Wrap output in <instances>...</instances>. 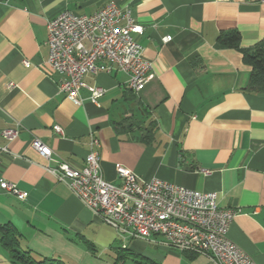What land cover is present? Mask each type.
Returning a JSON list of instances; mask_svg holds the SVG:
<instances>
[{
	"label": "crops",
	"instance_id": "obj_1",
	"mask_svg": "<svg viewBox=\"0 0 264 264\" xmlns=\"http://www.w3.org/2000/svg\"><path fill=\"white\" fill-rule=\"evenodd\" d=\"M110 3L130 6L144 26L139 42L155 77L136 92L124 72L90 73L86 82L106 89L98 103L87 89L83 101L67 99L59 91L65 76L47 63L48 22ZM231 29L241 34L240 48L263 39L264 0H0V183L27 192L22 200L0 186V224L17 228L22 249L65 264H212L145 240L123 247L33 147L39 139L54 159L81 168L94 134L105 180L119 183L122 164L143 182L216 192L220 207L241 209L229 237L264 264V95L247 89L251 69L240 51L218 43ZM7 128H18V137L7 140ZM0 264H15L1 239Z\"/></svg>",
	"mask_w": 264,
	"mask_h": 264
},
{
	"label": "built area",
	"instance_id": "obj_2",
	"mask_svg": "<svg viewBox=\"0 0 264 264\" xmlns=\"http://www.w3.org/2000/svg\"><path fill=\"white\" fill-rule=\"evenodd\" d=\"M144 26L137 22L130 6L110 3L91 15L66 10L48 22V64L65 77L59 91L67 99L83 101L82 90L98 103L106 89L89 85L90 73L113 70L128 75L127 87L139 92L155 77L152 63L143 56L139 36ZM167 36L165 41H170ZM26 66H30L25 61ZM63 133L60 126H54ZM7 140L19 135L18 128L2 131ZM90 150L83 167L54 159L50 146L39 139L33 147L46 159L58 182L103 221L113 227L123 247L132 239L145 240L180 252L206 256L212 264H257L253 257L229 237L230 226L241 209L222 208L216 192H200L159 178L143 182L131 169L117 164L119 183L104 179L99 137L91 134ZM1 150L9 152L8 147ZM209 175L211 172L205 170ZM2 189L25 200L27 192L16 184L2 181Z\"/></svg>",
	"mask_w": 264,
	"mask_h": 264
},
{
	"label": "trees",
	"instance_id": "obj_3",
	"mask_svg": "<svg viewBox=\"0 0 264 264\" xmlns=\"http://www.w3.org/2000/svg\"><path fill=\"white\" fill-rule=\"evenodd\" d=\"M217 41L222 46L236 48L240 51L243 62L251 69L247 89L264 95V38L250 47L240 48L241 34L239 30L231 29L221 32ZM149 133L150 128L145 129L144 140H151ZM19 237L20 234L12 223L0 224V239L15 264H65L57 258H34L29 250L21 248ZM90 247L92 248L91 244ZM182 254L191 260L198 256L186 251Z\"/></svg>",
	"mask_w": 264,
	"mask_h": 264
}]
</instances>
